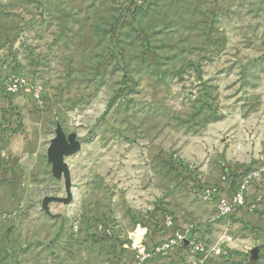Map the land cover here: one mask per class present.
Segmentation results:
<instances>
[{
	"label": "rangeland",
	"instance_id": "rangeland-1",
	"mask_svg": "<svg viewBox=\"0 0 264 264\" xmlns=\"http://www.w3.org/2000/svg\"><path fill=\"white\" fill-rule=\"evenodd\" d=\"M10 80L0 264H264V0H0ZM59 132L80 149L54 165ZM252 172L218 215L207 191ZM167 214L203 255L141 263Z\"/></svg>",
	"mask_w": 264,
	"mask_h": 264
},
{
	"label": "built area",
	"instance_id": "built-area-1",
	"mask_svg": "<svg viewBox=\"0 0 264 264\" xmlns=\"http://www.w3.org/2000/svg\"><path fill=\"white\" fill-rule=\"evenodd\" d=\"M21 89L19 81L10 80L5 87H0V94L6 95L17 94ZM259 173L252 172L244 176L235 190L230 191L228 188L220 192V188H212L207 191L206 199L215 200L216 212L220 216H229L237 213L240 210L247 208V195L251 186L258 179ZM252 207L251 209H253ZM156 242H152L150 247L146 246L144 240H137L133 245L138 253V258L141 263L153 260L155 257L165 254L166 252L180 248L183 245H188L196 255H203L205 248L201 244H195L186 240L185 233L178 229L175 225L174 218L167 214L163 218V228Z\"/></svg>",
	"mask_w": 264,
	"mask_h": 264
},
{
	"label": "water",
	"instance_id": "water-1",
	"mask_svg": "<svg viewBox=\"0 0 264 264\" xmlns=\"http://www.w3.org/2000/svg\"><path fill=\"white\" fill-rule=\"evenodd\" d=\"M79 149L80 144L77 140V135L72 134L67 138L62 132H59L50 144L48 157L54 165H59L62 164L64 156H73Z\"/></svg>",
	"mask_w": 264,
	"mask_h": 264
},
{
	"label": "crops",
	"instance_id": "crops-1",
	"mask_svg": "<svg viewBox=\"0 0 264 264\" xmlns=\"http://www.w3.org/2000/svg\"><path fill=\"white\" fill-rule=\"evenodd\" d=\"M159 236L162 237L163 235H162V234H159V235H158V238H159ZM157 240H158V239H157ZM157 240L154 241L153 239L150 238V239H148V243H149L150 245H152V242L154 243V242H156Z\"/></svg>",
	"mask_w": 264,
	"mask_h": 264
}]
</instances>
